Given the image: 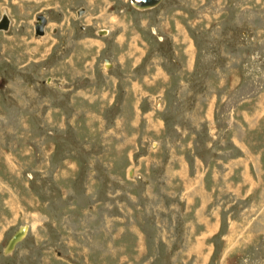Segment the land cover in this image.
<instances>
[{
  "label": "rangeland",
  "instance_id": "374dc122",
  "mask_svg": "<svg viewBox=\"0 0 264 264\" xmlns=\"http://www.w3.org/2000/svg\"><path fill=\"white\" fill-rule=\"evenodd\" d=\"M4 12L0 264H264V0Z\"/></svg>",
  "mask_w": 264,
  "mask_h": 264
},
{
  "label": "water",
  "instance_id": "95a60500",
  "mask_svg": "<svg viewBox=\"0 0 264 264\" xmlns=\"http://www.w3.org/2000/svg\"><path fill=\"white\" fill-rule=\"evenodd\" d=\"M163 0H130V4L140 10H145V9H152L159 5ZM46 17L43 15H40L38 18V21L36 22V33L43 34L44 33V28L46 25ZM9 24H10V18L7 15L6 12L3 13L2 19L0 20V30H8L9 29ZM10 248V247H9Z\"/></svg>",
  "mask_w": 264,
  "mask_h": 264
},
{
  "label": "bare ground",
  "instance_id": "6f19581e",
  "mask_svg": "<svg viewBox=\"0 0 264 264\" xmlns=\"http://www.w3.org/2000/svg\"><path fill=\"white\" fill-rule=\"evenodd\" d=\"M164 1V0H163ZM160 5V4H159ZM157 7V6H156ZM155 8V7H154ZM136 9V8H135ZM153 9V8H152ZM138 10V9H137ZM145 10H149V9H145ZM145 10H140L139 9V11H145ZM10 25H11V20H10V24H9V27H10ZM3 31H8V30H4L3 29ZM25 229V230H24ZM27 229H28V226H23L22 228H21V230L19 231V233L17 234V235H15V237L11 240V242H10V244H9V247L11 248V249H13V248H15L16 247V245L20 242V241H22V239L24 238V235L26 234V231H27Z\"/></svg>",
  "mask_w": 264,
  "mask_h": 264
},
{
  "label": "crops",
  "instance_id": "0c3cea01",
  "mask_svg": "<svg viewBox=\"0 0 264 264\" xmlns=\"http://www.w3.org/2000/svg\"><path fill=\"white\" fill-rule=\"evenodd\" d=\"M7 13H8V11H7ZM10 17V16H9ZM36 17V16H35ZM11 18V17H10ZM12 19V18H11ZM13 21V20H12ZM11 25H12V23H11ZM48 26H50V21H49V23H48Z\"/></svg>",
  "mask_w": 264,
  "mask_h": 264
},
{
  "label": "flooded vegetation",
  "instance_id": "af4514ba",
  "mask_svg": "<svg viewBox=\"0 0 264 264\" xmlns=\"http://www.w3.org/2000/svg\"><path fill=\"white\" fill-rule=\"evenodd\" d=\"M10 16V15H9ZM10 18V17H9ZM11 19V18H10ZM47 27H48V25L45 27V31H47ZM47 33V32H46Z\"/></svg>",
  "mask_w": 264,
  "mask_h": 264
}]
</instances>
